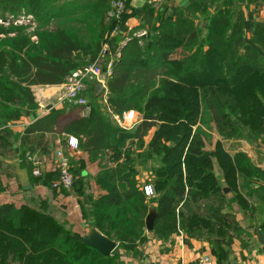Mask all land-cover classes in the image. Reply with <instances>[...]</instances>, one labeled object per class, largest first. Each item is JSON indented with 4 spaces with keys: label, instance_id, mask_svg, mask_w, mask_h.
Listing matches in <instances>:
<instances>
[{
    "label": "trees",
    "instance_id": "obj_1",
    "mask_svg": "<svg viewBox=\"0 0 264 264\" xmlns=\"http://www.w3.org/2000/svg\"><path fill=\"white\" fill-rule=\"evenodd\" d=\"M59 1L0 0V191L2 177L11 176L14 141L32 142L42 153L49 152L44 134L64 131L80 108L64 103L68 109L49 111L19 135L12 125L34 105L30 87L61 84L71 70L90 63L113 24V18L105 22L104 17L110 0H96L89 8L96 15L97 22L90 21L97 33L89 25L93 41L85 42L73 30L49 26L51 17L61 16H50L53 8L75 3ZM263 1L189 0L182 10L159 13L158 19L148 3L142 6L144 29L159 22L154 34L132 35L121 46L105 74V114L93 94L87 100L89 115L83 117L81 148L98 161L95 181L103 191L90 209L92 227L119 247L136 248L147 241V232L158 238L183 233L221 246L241 230L232 201L254 221L255 230L264 233V169L241 152L230 157L219 147L210 152L199 127L211 125L227 139L239 138L246 130L253 138L264 137V20L254 21L248 37L244 34L245 15ZM20 14H31L46 27L27 34L33 21L26 18L23 23ZM199 18L205 32L197 24ZM101 63L104 74L106 64ZM93 88L97 91L96 85ZM130 110L140 115L131 129L108 121L109 112ZM179 113L186 116L185 128L181 137L166 144L177 130ZM196 119L199 125L192 129ZM149 160L158 165L151 166L153 177L142 181L139 162ZM72 175V188L81 191L80 170ZM144 183L152 187V195L144 194ZM149 206L157 214L146 232ZM85 212L82 206L84 217ZM114 250L101 255L33 206L0 204V264H117Z\"/></svg>",
    "mask_w": 264,
    "mask_h": 264
},
{
    "label": "crops",
    "instance_id": "obj_2",
    "mask_svg": "<svg viewBox=\"0 0 264 264\" xmlns=\"http://www.w3.org/2000/svg\"><path fill=\"white\" fill-rule=\"evenodd\" d=\"M69 1L60 0L59 2L66 3ZM88 1H91V4L85 5L84 8L86 9L92 8L96 0H77L79 3ZM125 1L128 2L127 14H125L127 25L120 24L118 31L106 37L103 41L104 43L107 40L105 54L102 58L106 66L109 62H114V58L128 38L137 35L134 28L140 24L141 8L144 4H149L153 16L158 19V14L162 11L165 2L173 0ZM250 6L254 8L253 5ZM106 8L104 12L105 22L111 18L108 6ZM256 20H264V1L258 9L255 8L252 13L245 15L244 34L246 37H248L249 31ZM141 36H144V34ZM105 74H101V76L99 74L97 82H94L97 87L96 95L98 96L96 99L101 113H104L105 110ZM61 87L62 83L32 85L30 90L34 98V105L22 112L20 119L12 125L13 129L20 135L26 125L49 111L63 107L68 109V106L62 102L61 96H57ZM122 114L126 116L127 120H123L119 114L109 112L108 121L122 128L131 129L140 116L135 110L123 112ZM84 122L82 117L79 119L76 115L64 131L45 133L43 139L47 145H51L50 151L46 153H42L36 144L32 142L23 145L20 144L19 139L15 140L11 160L13 168L10 171L11 176L2 177L4 188L0 191V204L9 202L19 207L35 205L30 201L42 202L47 209V214L52 215L75 235L85 236L89 228L92 227V217L90 215L92 203L103 191L95 181V175L99 169L98 161L90 158L88 153L81 148L82 138L86 130ZM71 137L77 142L76 146L68 144V139ZM56 150H61L68 158L70 168L72 167L71 170H73V167L79 168L80 177L82 178L81 191H75L73 188L55 190L48 187V180L52 178L55 172L54 153ZM28 156H34L38 159L41 177L36 178L31 174V167L27 161ZM258 166L264 169V164H258ZM140 180H142V177H140ZM27 186H30V188H27ZM46 204L49 205L50 209L47 208ZM82 206L86 211L85 217L82 214ZM236 219L239 221L241 230L221 246H214L205 239H195L183 233L158 238L146 230L147 241L138 244L132 250L123 249L116 242L114 251L118 257L117 264H198L201 256L205 254L212 257L214 264H264V252L256 235V232L260 231L255 230L254 221L242 215L236 216ZM255 224L258 225V221H255ZM260 233L264 236V233Z\"/></svg>",
    "mask_w": 264,
    "mask_h": 264
},
{
    "label": "rangeland",
    "instance_id": "obj_3",
    "mask_svg": "<svg viewBox=\"0 0 264 264\" xmlns=\"http://www.w3.org/2000/svg\"><path fill=\"white\" fill-rule=\"evenodd\" d=\"M73 1L74 0H70L65 5L72 4L71 2H73ZM55 4H57V3H55ZM87 4L90 5L91 1L79 3V2H77V0H75V3H73L72 5H70L68 7H61L59 5L56 7V9L53 8L50 11V16H52L54 14L57 15L58 13H60L59 15H61V16L51 17L49 20V23H48L49 26H58L61 28H65L67 30H73L74 33L78 37H80L81 39H84L83 41L92 42L93 41L92 40L93 33L91 32L89 25L91 26V29H93V31L96 34L97 33V25H96V23H92L90 21L92 19H93V21H95L96 15L94 13L90 12V10H91L90 8L88 10L86 8H84V6ZM187 4H190L189 0H185V1L184 0H177V1L173 0V1L165 2V5L162 8V11L160 13L161 14H166L167 12L175 13L176 9L182 10V8H184ZM209 5H211V3H209ZM211 7H213V5ZM105 9H107V8H105ZM181 12H183L182 13L183 16L187 15L186 11H181ZM19 17L22 18L23 23H27L26 18L33 21L32 23H29V25L25 29V32L27 34H31L33 32V30H36V28L46 27L45 25L40 24V22H37L35 17L32 16L31 14H26V15L20 14ZM95 22H97V21H95ZM41 23L45 24L44 21H41ZM158 24H159V22H155L153 29L146 30L142 27V25L140 23L138 25V27L136 26V28H134V31L137 32L136 33L137 35L144 34V36L147 35L148 37H150L151 35L154 34L155 27H157ZM197 24L201 28L202 32H205L204 31V29H205L204 28V21L202 20V18H199ZM31 39L33 40L34 36H31ZM93 39H94V37H93ZM84 63H86V62H83V61L81 62V64H84ZM88 63H86V65ZM102 67H103V63H100V72H101ZM99 74H101V73H99ZM82 79L86 83V89L84 91V96L87 100L91 101V95H93V94L95 95L97 93L94 90L93 85H95V83L97 82L98 76L86 75ZM68 81H69V79L67 77L66 80L62 83L61 90L59 91L57 96L62 97L64 85ZM76 111H77V117L79 119L81 117L85 118L86 116L89 115V111H86L83 108H77ZM121 117L123 120H127L126 116H124L123 114H121ZM185 123H186V116L179 113V119L176 122L177 130L175 131L174 134L169 136V138L165 142L166 144H169V143L177 140L179 137H181V133H182L183 129L185 128ZM198 125L199 124L197 123V119H196V121L192 124L191 128L195 129V128H197ZM199 127L202 128L201 132H202V135L205 139V148L207 150H209L210 152H214V150H216V148L219 147L229 157L232 156L235 152H241V153H244V155L247 157V159H249V161L251 163H253L255 165L264 164V137H262L261 139L253 138L252 136H250V131L246 130V132L242 136H240L239 138L227 139V138H223V137L219 136L217 134V132L215 131V129L211 125H210V127H208V126H205V124H203V125H199ZM152 165L157 166L158 162L156 160H151V161L149 160V162H146V163L144 161L139 162V172L137 173V175L142 177V181H146L147 179H150L153 177V172L151 171ZM71 169H72V167H71ZM213 169H214L216 174L219 173L218 164L216 161H214ZM78 170H79V168L73 167L72 172L77 173ZM149 171H150V174L148 173ZM252 180H255V179L253 178ZM236 181L240 183L244 180L241 178L240 179L236 178ZM145 184L146 183H144V185ZM142 188H143V186H142ZM228 198H229V196H228ZM230 201H232V200H230ZM250 201L251 200L249 199V202ZM30 202L35 203V205H30V206H33L34 208H36L42 212H45V213L47 212V209L45 208V206L42 202H40V203L37 201H35V202L30 201ZM232 202L234 205H232L231 208L234 207L233 208L234 210H232L231 208L230 209L233 212L234 216L236 217L238 215H242L243 214L242 209H240L238 207L237 203H235L234 201H232ZM46 206L48 209H50L49 205L46 204ZM227 209L228 208H226V210ZM11 264H19V263L16 261H13V262H11Z\"/></svg>",
    "mask_w": 264,
    "mask_h": 264
},
{
    "label": "built area",
    "instance_id": "obj_4",
    "mask_svg": "<svg viewBox=\"0 0 264 264\" xmlns=\"http://www.w3.org/2000/svg\"><path fill=\"white\" fill-rule=\"evenodd\" d=\"M128 2L125 0H110L109 2V16L113 18V24L110 28L108 36H111L118 31L120 24L127 25L125 21V14H127ZM129 29V27H128ZM108 39V38H107ZM107 41V40H106ZM106 41L101 45V49L97 54L96 58L85 65L83 68L72 70L69 74V81L65 83L63 94L61 97L62 102L67 105L79 106L86 111L90 110V104L84 96L86 89V83L83 81V77L86 75L98 76L100 73V63L105 54ZM111 62L107 64L106 74L110 73ZM71 138L68 139L70 146H76L77 142ZM55 156V172L53 174L54 179L51 180L49 188L55 190L70 189L73 184V175L70 170V164L68 158L64 155L61 150H56ZM27 161L31 167V174L39 178L41 177V171L39 169V161L34 156H28ZM145 195H152L153 189L149 185L143 187ZM198 264H214L212 257L209 254L202 255ZM260 264V263H258Z\"/></svg>",
    "mask_w": 264,
    "mask_h": 264
},
{
    "label": "water",
    "instance_id": "obj_5",
    "mask_svg": "<svg viewBox=\"0 0 264 264\" xmlns=\"http://www.w3.org/2000/svg\"><path fill=\"white\" fill-rule=\"evenodd\" d=\"M115 62L116 60H114L113 64H115ZM71 72L72 70L70 71V73ZM27 188H30V186H27ZM223 191H227V188L224 187ZM156 214V208L154 206H149L144 219L145 229L147 231L152 230ZM256 235L258 237V242L262 245V251L264 252V236L260 232H256ZM77 239L94 248L104 256L110 255L111 252L116 248V242L114 240L107 238L93 227L89 228L85 236H77Z\"/></svg>",
    "mask_w": 264,
    "mask_h": 264
}]
</instances>
